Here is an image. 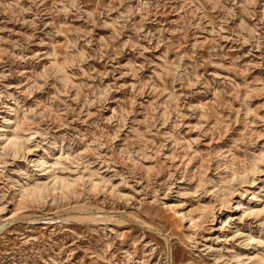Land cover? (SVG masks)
<instances>
[{
    "label": "rangeland",
    "instance_id": "rangeland-1",
    "mask_svg": "<svg viewBox=\"0 0 264 264\" xmlns=\"http://www.w3.org/2000/svg\"><path fill=\"white\" fill-rule=\"evenodd\" d=\"M0 264H264V0H0Z\"/></svg>",
    "mask_w": 264,
    "mask_h": 264
},
{
    "label": "bare ground",
    "instance_id": "bare-ground-1",
    "mask_svg": "<svg viewBox=\"0 0 264 264\" xmlns=\"http://www.w3.org/2000/svg\"><path fill=\"white\" fill-rule=\"evenodd\" d=\"M8 139V138H7ZM42 195V194H41Z\"/></svg>",
    "mask_w": 264,
    "mask_h": 264
}]
</instances>
